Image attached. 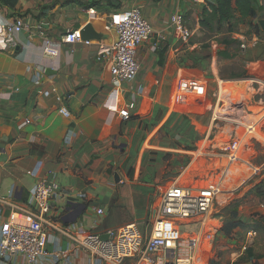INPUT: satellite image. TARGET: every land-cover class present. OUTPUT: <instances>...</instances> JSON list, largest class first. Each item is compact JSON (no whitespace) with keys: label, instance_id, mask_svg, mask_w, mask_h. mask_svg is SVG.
I'll return each instance as SVG.
<instances>
[{"label":"crops","instance_id":"obj_1","mask_svg":"<svg viewBox=\"0 0 264 264\" xmlns=\"http://www.w3.org/2000/svg\"><path fill=\"white\" fill-rule=\"evenodd\" d=\"M208 1L212 0H0V25L23 22L15 46L0 50V206L5 216L25 208L34 185L55 174L65 192L50 216L55 229L49 232L47 251L61 253L55 264H88L85 252L62 234L70 224L83 231L71 232L74 239L107 235L129 224L140 227L149 210L148 186L135 178L130 181L125 168L135 157L149 154L150 136L171 111L202 118L200 101L210 110L214 97L211 100L209 82L199 79L193 67V54L208 30L200 26ZM133 8L140 9L153 35L137 51L136 79L113 86L108 71L96 61L98 48L116 39L110 26L113 15ZM176 12L192 32L188 44L171 28ZM86 25L99 40L61 45L53 61L43 57L46 38L59 42L67 29L82 30ZM232 35L233 41L242 38ZM212 75L216 88L221 78L214 70ZM241 77L235 76V81ZM127 102L134 109L124 121L119 110ZM59 107L70 116L61 115ZM205 117L208 125L209 114ZM152 147L160 149L158 143ZM195 150L175 176L176 183L196 161ZM41 264L53 263L45 259Z\"/></svg>","mask_w":264,"mask_h":264},{"label":"built area","instance_id":"obj_2","mask_svg":"<svg viewBox=\"0 0 264 264\" xmlns=\"http://www.w3.org/2000/svg\"><path fill=\"white\" fill-rule=\"evenodd\" d=\"M171 28L179 40L188 44L192 36L184 18L178 12L170 19ZM111 28L116 34L115 41L110 45H99L96 61L103 65L110 75L113 86L125 82H133L140 70L136 59L138 49L148 42L153 35L152 28L143 18L139 8L113 15ZM23 30V22L16 19L12 23L0 25V50H8L15 46V35ZM164 40L163 36H159ZM82 43L81 30L67 29L59 42L46 38L43 47V57L53 61L59 56L61 45ZM246 49L245 44L240 45ZM223 82L216 83L214 102L209 111V121L205 133L202 134V148H196L194 158L205 160L225 158L228 164L242 160L241 154L250 147L252 142L264 146V135L260 127V119L250 109L244 97L250 93V86L245 85L246 95L242 90L221 89ZM232 85L236 86L232 81ZM238 93V98L233 97ZM241 94V95H240ZM62 102L61 98H57ZM134 104L127 102L119 110V117L128 121ZM58 112L69 117L65 107H59ZM28 124V122H26ZM208 144V145H207ZM222 180L206 187L184 186L176 182L168 186L162 193L157 212L151 222L148 235L136 224H129L107 233V240L101 235L88 234L81 239L72 238L71 232L83 233L75 225L70 224L61 229L71 243L88 256V264H196L194 248L196 240L192 239L186 249H181V227L183 221L207 216L213 209L217 197L223 193V182L227 169H220ZM122 183V182H120ZM65 194L52 174L50 180L37 182L31 189L25 208L10 210L5 216L0 206V264H41L47 259L55 264L60 258V252L48 253L50 241L49 232L55 226L51 220L54 203ZM83 198L84 195H81ZM102 214L101 209L96 210ZM255 231L247 232V238L253 239Z\"/></svg>","mask_w":264,"mask_h":264},{"label":"rangeland","instance_id":"obj_3","mask_svg":"<svg viewBox=\"0 0 264 264\" xmlns=\"http://www.w3.org/2000/svg\"><path fill=\"white\" fill-rule=\"evenodd\" d=\"M257 3L255 17L240 23L234 20L231 26L220 29L215 26L211 31L202 32L198 51L193 54V67L199 79L209 82L211 100L215 93L212 70L221 81L227 82L225 87L229 90L239 92L241 89V94L246 95L245 85H251L250 93L244 97L256 113V119H260L264 135V0H257ZM232 34L240 35L241 40L237 39L226 51H221L222 47L227 48L226 45L234 42ZM243 43L246 49L240 48ZM242 75L240 82H234L236 86L231 84L237 80L235 76ZM233 97L240 96L236 93ZM200 103L198 115L202 118L171 111L159 131L153 134L155 138L150 136L148 157L139 160L135 157L124 170L130 181L135 178L148 186L149 210L139 227L145 235L149 233L162 193L187 167L188 155L198 144V148L204 146L202 134L206 130L205 115L209 114L210 106ZM156 143L160 149L152 147ZM241 157L242 160L234 164H228L225 158L219 159L216 169L217 159L211 162L198 158L177 181L179 185L206 187L223 179L220 169L229 171L224 177L223 193L217 197L211 212L181 227L182 250L192 239L196 240L193 252L196 264H264V146L252 142ZM251 230L256 236L248 239L247 232Z\"/></svg>","mask_w":264,"mask_h":264},{"label":"trees","instance_id":"obj_4","mask_svg":"<svg viewBox=\"0 0 264 264\" xmlns=\"http://www.w3.org/2000/svg\"><path fill=\"white\" fill-rule=\"evenodd\" d=\"M257 0H212L208 1L202 10V20L200 26L213 30L211 24L215 22L217 29L230 25L232 21L238 23L245 19L253 18L256 15ZM236 43L235 41L232 42ZM165 49L159 50V65L163 64V54ZM256 189L258 186L255 187ZM260 191H257V193ZM262 195V192H260Z\"/></svg>","mask_w":264,"mask_h":264},{"label":"water","instance_id":"obj_5","mask_svg":"<svg viewBox=\"0 0 264 264\" xmlns=\"http://www.w3.org/2000/svg\"><path fill=\"white\" fill-rule=\"evenodd\" d=\"M81 39H82V41L99 40L100 36L96 35L93 32L92 27L90 25H86L81 30ZM100 237H101L102 240H107L108 236L107 235H101Z\"/></svg>","mask_w":264,"mask_h":264},{"label":"bare ground","instance_id":"obj_6","mask_svg":"<svg viewBox=\"0 0 264 264\" xmlns=\"http://www.w3.org/2000/svg\"><path fill=\"white\" fill-rule=\"evenodd\" d=\"M226 83H227V82H223V85H222L221 89H225V88H227V87H225ZM177 184H178V183H177ZM186 222H187V221H183V222H182V223H183L182 226H185V225H186ZM195 262H196V261H195Z\"/></svg>","mask_w":264,"mask_h":264}]
</instances>
